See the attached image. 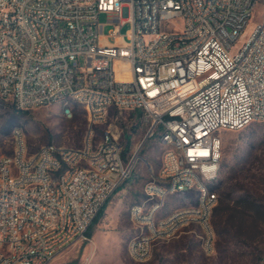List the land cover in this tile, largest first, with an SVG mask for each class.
Instances as JSON below:
<instances>
[{
    "label": "built area",
    "instance_id": "obj_1",
    "mask_svg": "<svg viewBox=\"0 0 264 264\" xmlns=\"http://www.w3.org/2000/svg\"><path fill=\"white\" fill-rule=\"evenodd\" d=\"M257 2L0 0V97L30 109L72 94L90 96L102 123L113 106L141 111L151 121L149 135L157 133L164 147L179 143V155L162 160L169 161V170L154 178L159 186L146 183V215H139L137 203L131 207L135 224L152 219L151 237L137 234L135 246H128L135 260L148 258L149 239L181 228L180 218L190 213L205 220L209 238L202 247L214 251L211 217L218 193L198 209L159 212L165 187L199 189L195 171L207 178L219 171L220 129L240 130L264 119V18L251 23ZM107 23L114 24L113 41L102 32ZM144 31H151L152 43L144 42ZM19 147L0 154V170L15 160L26 168L25 176L0 189V264H49L65 248L89 239L100 209L130 176L131 162L109 129L94 138L93 147L56 151L53 144L46 154L49 168L41 169L39 161L37 174H30V153L19 156ZM77 158H84L83 167H76ZM85 164H96V172L85 171ZM106 166H113V174H106ZM32 201L45 202L46 211L32 208ZM15 220H23L20 240L11 239ZM2 247H11V254L2 255Z\"/></svg>",
    "mask_w": 264,
    "mask_h": 264
},
{
    "label": "rangeland",
    "instance_id": "obj_2",
    "mask_svg": "<svg viewBox=\"0 0 264 264\" xmlns=\"http://www.w3.org/2000/svg\"><path fill=\"white\" fill-rule=\"evenodd\" d=\"M263 18L264 0H258L251 23ZM106 20V15L101 14L100 21ZM129 27V23L122 25L121 33L125 34ZM113 28V23H107L102 30L111 41ZM66 105L72 109L69 114L65 112ZM150 126L151 121L140 111L113 106L106 121L94 127L97 140L107 129L119 135L123 155L131 162V174L90 226L93 233L89 239L65 248L49 264H264V119L240 130L218 131L222 137V159L216 178L209 182L219 194L211 217L214 251L206 253L202 247L204 226L191 222L174 237L156 241L145 260L130 256L129 242L139 234L131 207L146 199V183L159 176L167 148L157 133L148 134ZM89 129L86 108L74 99L18 109L12 101L0 97V154L15 152L16 130L22 133L28 152L34 153L48 143L81 147ZM198 201L196 187L170 193L159 216Z\"/></svg>",
    "mask_w": 264,
    "mask_h": 264
},
{
    "label": "bare ground",
    "instance_id": "obj_3",
    "mask_svg": "<svg viewBox=\"0 0 264 264\" xmlns=\"http://www.w3.org/2000/svg\"><path fill=\"white\" fill-rule=\"evenodd\" d=\"M88 3H95V0H88ZM144 42L145 43H152V34L151 31H144ZM69 99H74L79 103L83 104L86 108L90 129L87 135V139L85 141V147H93L94 141V127L102 124V119H95V105H93V100L90 96L82 95V94H72ZM69 99L65 98H57L56 101H65L67 102ZM68 109H71L70 106H65V112L68 113ZM111 108H108L104 114L103 123L106 121L107 116L109 114ZM93 123V126H92ZM22 133L19 130L15 131V136L17 140V146L19 147V156H27L28 150L24 141V138H20ZM53 144L55 143H48L42 145V152H39V149L34 152L30 153V174H37V165L39 161L41 162V169H48L49 168V161H46V154L51 152ZM167 148L163 154L164 159H171L173 155H179V143H167ZM63 145L55 144L56 151H64ZM84 166V158H77L76 159V167H83ZM169 170V161H163L161 171H168ZM85 171L89 172H96V164H85ZM106 174H113V166H106ZM218 172H215L210 178H207V173L202 171H195V180L200 182L203 187L198 189L199 191V201L196 205H192L191 209H198L202 206L203 202H205L209 194H215L216 191L212 190L209 186V182L214 180L217 176ZM26 175V168H23V160H15L14 165H7V167L2 168L0 170V189L5 188L6 181H15L18 176H25ZM160 176V174H159ZM158 176V177H159ZM151 186H159V179L151 180ZM194 187H165V195L168 196L170 193H174L177 191H185L187 189H191ZM219 194H215V201H218ZM139 209V215H146V206L149 204V194H146V199L141 202L137 203ZM152 205H159V198H152ZM32 208H38V211H46V204L45 202L39 201H32ZM187 207H183L180 209H184ZM177 210L173 211L170 214H173ZM135 222V221H134ZM191 222H199L205 228V235L203 238H209V228L205 226V220L200 219V213H190V218H180V227L188 225ZM136 225L139 230L138 239H145L146 237H151V228H152V219H144V221H136ZM181 228H175V230L171 232H159V236H153L149 239V246L147 250V257H149L152 253L153 246L156 241L161 239H169L174 237ZM211 232L212 235L215 236V232L213 226L211 224ZM28 237H35V230H28ZM23 238V220H15L14 222V230L11 232V239L12 240H20ZM128 246H135V238H132L129 242ZM206 252V247H203ZM128 251L130 256L132 257V253L130 248L128 247ZM11 254V247H2V255H10ZM145 260V259H142ZM7 264H16V260H8Z\"/></svg>",
    "mask_w": 264,
    "mask_h": 264
},
{
    "label": "trees",
    "instance_id": "obj_4",
    "mask_svg": "<svg viewBox=\"0 0 264 264\" xmlns=\"http://www.w3.org/2000/svg\"><path fill=\"white\" fill-rule=\"evenodd\" d=\"M18 108V107H17ZM18 109H21V108H18ZM140 114H142V112L140 111ZM107 203V202H106ZM106 203L103 205V207L100 209V211H99V213L97 214V216L95 217V219H94V221L96 222L97 220H98V218H100V216L104 213V209H105V207H106ZM93 221V222H94ZM92 229H91V227L89 228V230H88V235L90 236V235H92Z\"/></svg>",
    "mask_w": 264,
    "mask_h": 264
}]
</instances>
